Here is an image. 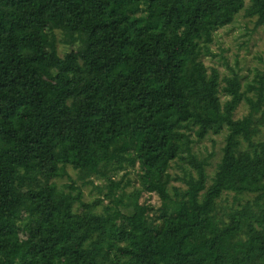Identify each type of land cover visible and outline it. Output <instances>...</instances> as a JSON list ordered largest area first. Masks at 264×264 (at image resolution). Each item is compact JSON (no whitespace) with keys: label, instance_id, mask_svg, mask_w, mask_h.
I'll use <instances>...</instances> for the list:
<instances>
[{"label":"trees","instance_id":"1","mask_svg":"<svg viewBox=\"0 0 264 264\" xmlns=\"http://www.w3.org/2000/svg\"><path fill=\"white\" fill-rule=\"evenodd\" d=\"M240 11L264 25V0H0V264H264V70L203 62Z\"/></svg>","mask_w":264,"mask_h":264},{"label":"rangeland","instance_id":"2","mask_svg":"<svg viewBox=\"0 0 264 264\" xmlns=\"http://www.w3.org/2000/svg\"><path fill=\"white\" fill-rule=\"evenodd\" d=\"M56 39L59 55L68 45H72L78 52L84 48V43L79 38L72 41L57 33ZM210 52L212 53L210 57L203 58L204 64L216 67L221 75L228 74L230 70L235 71L240 76L241 87L245 88L246 83H249L255 74L264 70V25L255 26L254 18H245L243 11H240L230 24L214 32ZM245 111V105L241 103L235 111V117H241ZM261 129L263 137L264 126ZM222 138L223 133L211 135L194 148L200 158L211 155L208 171L213 169L217 160ZM69 174L73 175V172L69 170ZM90 181L92 184L82 188L85 201L102 197L106 191L105 189L99 191L106 183L103 180L92 177ZM140 200L152 205L157 204L154 194L143 195Z\"/></svg>","mask_w":264,"mask_h":264}]
</instances>
